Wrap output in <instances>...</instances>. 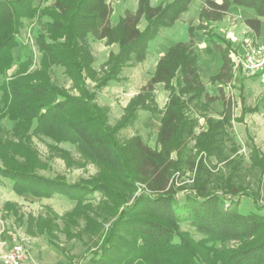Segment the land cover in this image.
Segmentation results:
<instances>
[{"label": "trees", "instance_id": "trees-1", "mask_svg": "<svg viewBox=\"0 0 264 264\" xmlns=\"http://www.w3.org/2000/svg\"><path fill=\"white\" fill-rule=\"evenodd\" d=\"M111 1L55 0L46 5L49 0H0V131L6 117L13 122L17 137L14 142L3 140L0 132V154L2 144L11 147L1 157L0 183L9 180L17 193L41 198L62 194L77 202L75 210L86 206L78 216L88 219L90 229L108 222L102 250L89 259L91 264H264V206L257 201L264 199V155L255 150L246 166L239 149L227 145L235 102L226 95L225 86L233 82L235 67L231 49L225 45L231 43L213 29L214 22L223 20L236 6L255 13L245 23L258 37L264 0H206L200 8L199 29L209 44L207 50L221 58V69L211 78L219 84L217 95L208 93L201 80L196 28L189 24V40L173 45L158 61L156 71L115 123L109 121V106L96 100L97 92L110 80L123 78L124 67L143 62L151 40L163 27L180 20L193 0H158L156 5L152 4L156 0H138L136 11L127 9L119 23H112ZM40 15L47 17L46 31L36 35L40 66L28 71L33 62L28 57L9 73L16 63L14 49L26 19ZM143 18L146 25L141 29ZM90 36L119 44L100 71L93 66ZM57 65L70 77L71 89L51 84L49 71ZM88 79L95 83L94 90ZM159 83L168 91L162 109L156 98ZM217 100L223 107L220 114L214 109ZM145 110L162 113L155 148L140 134L127 141L118 137ZM203 118L207 127L198 131ZM30 133L75 145L84 159L101 166L108 180L70 183L64 176L39 174L35 158L27 163L18 155L30 152ZM138 189L142 192L132 203L119 206L113 215L99 213L88 202L94 192L129 202L127 191L135 194ZM179 192H184L182 200ZM242 197L251 198L254 209H243ZM5 205L16 212L17 205ZM50 215L40 222L39 231L71 260L56 243L55 228L63 220L60 230L72 234L79 217L72 223L66 217L69 214L60 217L51 210ZM97 216L104 218L102 222ZM73 234L87 246L84 232Z\"/></svg>", "mask_w": 264, "mask_h": 264}, {"label": "rangeland", "instance_id": "rangeland-1", "mask_svg": "<svg viewBox=\"0 0 264 264\" xmlns=\"http://www.w3.org/2000/svg\"><path fill=\"white\" fill-rule=\"evenodd\" d=\"M36 1L38 2V0ZM205 1L206 0H193L190 5V13L186 14L184 17L185 21L182 18L175 22L171 27H163L157 38L164 40L168 38L169 40H175V42H186L187 40H189V24L194 25V28H196L195 39H198L199 41V39L201 40L202 36L205 38L203 30L201 28L199 29L200 8L203 6ZM113 2L114 1L112 0V22L119 23L126 10L124 12L122 11L123 3ZM134 3L135 0H127L126 5L127 7L132 8L134 6ZM156 3H158V1H154V5H156ZM131 8L129 9L130 11H136L137 0L134 8ZM243 15H246L245 11ZM238 17L239 16L237 15L236 17L232 16L229 23H231V25L236 30V34H240L241 38L238 36L240 40L239 45L234 46L231 43V38L229 37H231L233 31L226 29L229 26L221 28V26L219 27L218 25L216 27L215 24V26L213 25V29L222 38H225L231 43L230 46L227 42V44H224L231 49L232 55H235L234 65L241 70L240 72H237L234 69L235 72L238 73L235 80L236 84L233 83L231 84V86H225L226 95L232 96L235 102L233 108V110L235 111V118L232 121L231 126H228L227 128L228 136L226 139L227 145L229 147H232L233 145L236 146L239 149L238 152L245 156V165L248 166L251 163L250 157L252 152L256 150L264 155V71L260 72L259 74L246 75L243 73L242 66L236 65V61H238L241 58L240 55L243 54L240 53L238 49H242V52H244L249 48L250 44H254L261 39V36L257 38L252 34H248L245 31L243 32L244 24L241 23V25H238ZM239 19H242V17H239ZM181 21H184V23H182ZM145 23L146 20H142V23L140 24L141 29L145 27ZM45 25L46 18L44 17L26 19L25 26L22 29V34L19 37L20 44L17 48L14 49L16 63L9 71V73H13L17 64L20 61L27 59L28 57H30L33 61L28 71H34L40 66L42 55L39 51L38 44H36L35 37L38 31H41V29L45 28ZM94 38V36H90V42L93 41L92 43H97ZM202 42L201 47L198 48V51H203L204 44ZM109 49V47H105L103 41H100L98 44L94 45V49L92 50L93 56L95 57L93 66L97 71H100L101 66L108 60L105 53ZM149 59L152 60V54L149 56ZM49 72L51 84L71 88V79L62 66H54L50 69ZM87 84L92 89V84H94V82L91 79H88ZM217 84L213 83V85L215 86V88H213V92L211 90L210 92L207 90V92L211 95H217ZM130 85L134 86L132 84ZM116 86L118 87L119 85ZM73 92L76 93L77 91L73 90ZM125 96L126 95H123L122 92L115 91L111 94L110 91L104 89L103 91L101 90L98 100L102 105L104 103H106V106H108V103L112 105H116V103H118L119 106H122L123 103L126 102ZM214 109L219 114L222 112L220 111L223 110L220 100H217V102L214 103ZM109 121H111V123H115L116 117L112 115L110 119L109 116ZM1 124L2 132H0L2 133L1 136L3 140L11 139L14 142L17 137L12 131L14 125L13 122L4 117ZM199 126L200 127L197 129L198 131L207 127L204 118L200 121ZM158 127V122L154 120H151L148 124L146 123V120L145 122L140 121L136 122L131 127L122 129L118 133V137L122 141H127L129 138H131L132 135L140 134L142 135V138L145 142H148L150 145H152V147H154L157 144L156 131ZM30 134V143L32 146L30 147V152L22 151V153H18V155L20 157V160H25V162L27 163L29 162V160H33L35 158L37 160L36 167L39 174L53 178H60L61 176H64L62 178H66L67 182L70 183H75V181H83L90 184L94 182V179H99V181L108 180V176L104 175L105 173L101 166L95 164L92 161H87L86 159H84L75 145L65 142L56 143L50 137L43 136L41 134ZM1 147L2 153L0 154V166L4 164L1 159L2 154H7L11 150L10 146L3 147L2 144ZM8 160L10 161L11 159ZM99 175L103 176L99 177ZM5 181L6 182L3 183V185L0 184V237L4 238V240L2 239L3 241H6L4 245V251L9 250L10 247L14 244L21 243L23 248L25 249V255L23 259L24 264H36V262H34V259H36L37 264H42V262H40L41 257L44 261H46L45 264H47V260L49 259L48 252L46 250L48 248L57 250L59 254L63 256L64 252L62 253V251L58 247H56L49 241V237L47 236V234L41 233L39 231L41 229L40 222L44 223V220L47 219L46 217L51 216L50 211L54 210L56 215L60 217L69 214L66 217L72 223L73 220L76 219V216L79 217L80 224L76 227L73 226L72 234L60 230V227L62 228L64 224L63 220L59 219L57 221V228H55V230H57L56 232H58L56 243L62 248L64 247V249L68 252L69 257L71 258V263L68 264H91L89 259L92 258L94 253H100L103 247L101 241L108 227V222H102L104 218H100L99 216H97V218H100L99 221L102 222V225L100 227H97V225L95 226L93 224V227L90 229L88 219L83 215L82 217L78 216L80 215L82 209H84L86 206L75 210L77 202L71 200L66 196H63L62 194L60 195L59 193L55 194V196L53 197L39 199L32 197L30 199L24 197V193H17L16 191L14 192V190H12L11 188L12 183L9 180ZM140 192H142L141 189H138L135 194L134 192L132 193L127 191L126 196L130 197V200H128L129 202H120L117 200L107 199V197H104L101 192H94L88 195V202H92L95 205L94 207L96 211H98L99 213H102V211H104L105 214L108 213V215H113V210L117 209L123 204L130 205L132 203V198H134V196L139 194ZM183 195L184 192H179L178 198L182 200ZM261 195L264 196V186L261 191ZM243 199L245 200L243 209H254V201L251 198ZM6 200L17 201L16 203H13L14 205H17L16 212H14V209L6 208V205H4ZM257 201L264 206V199L260 197ZM29 215H31L32 217H36L37 219L40 218V221H37V223H35V221H33V218L27 219ZM183 228L188 229L186 227ZM77 231L84 232L85 240L89 241L87 246L84 245L82 239L78 236L74 238L75 235L73 233H76ZM196 237H199V235L196 234ZM84 252L87 253V256L84 254Z\"/></svg>", "mask_w": 264, "mask_h": 264}, {"label": "crops", "instance_id": "crops-1", "mask_svg": "<svg viewBox=\"0 0 264 264\" xmlns=\"http://www.w3.org/2000/svg\"><path fill=\"white\" fill-rule=\"evenodd\" d=\"M54 1L55 0H49V2L48 3H45V4L46 5H49V4L54 3ZM113 1L115 3H123V10H122L123 12L125 10L131 8V7L130 8L127 7V5H126L127 0H113ZM156 1H158V0H156ZM135 4H136V0H135V3H134V6H135ZM152 4L154 5V1L152 2ZM134 6L131 9H133ZM137 7H138V0H137ZM190 8H191V6L189 7L188 11L185 12V14L181 17V19L183 18V20H184L185 15L188 14V13H190ZM244 11L246 12V15H243L244 14ZM236 15L239 16V17H242V19H239V17H238L237 18V22L239 23L238 25H241V23L244 24V30H243V32L245 31L248 34L254 35L252 29L247 25V23H245V19L246 18H253L256 15H255V13L252 10L247 9V8H239V7L234 6V7L231 8L229 14L227 16H225V18L223 20L214 22V26L216 24V27H217V25L219 27L221 26V28H225V27L229 26L226 29L233 31V34H231V37H229V38H231L230 39L231 40V43L234 46L235 45H239L240 40H239L238 36L240 37V34L239 35L236 34V30L231 25V23H229V21L231 20V17L232 16H235L236 17ZM40 17L41 18H43V17L46 18L45 28L44 29H41V31H46V28H47V17L46 16H43V15H40ZM142 20H145V19L143 18ZM184 21H181V22L184 23ZM262 22H263V24H262V27H261V30H260V34L258 35V37L261 36L260 37L261 38L260 39L261 41L264 40V17H262ZM141 23H142V21H141ZM233 23H234V20H233ZM145 25H146V23H145ZM159 33H158V35H159ZM188 37H189V35H188ZM254 37H257V36L254 35ZM35 39H36V37H35ZM94 39H95V41H97V43L94 42L95 44H98L100 41H103L105 47L106 48L107 47L110 48L105 53L107 59H109L110 53L117 52L118 49H119V44L118 43H114L112 45H109L105 41V39H99V40H97L96 38H94ZM154 39H152L151 42H150V45H149V48H148V52H147V57H146V59L143 60V62H140V63H132V64H129L128 66L124 67V69H123L124 71H123V74H122V77L123 78H121L120 80H118V79L110 80L105 85V87L101 89L102 91L104 89H107L108 91L111 92V94L114 93L115 91H119V92H122L123 95H126L125 96L126 102L123 103L122 106H119L118 103H116V105H112L110 103L107 104L108 106H110V112H109L110 119H111L112 115L116 117V120L117 119H120L124 115L123 114L124 113V109L130 103L131 98L133 96H135L136 94H138L142 90V88L144 87L145 83L151 78V76L153 75V73L156 71V66L158 64V61L168 52V50L173 45H175L176 43H178L177 41L175 42V40H169L168 38H166L165 40L164 39H160V38L159 39L157 38L155 40ZM196 41H197V44H196L197 47L195 46V49H196V51H197V53L199 55L198 68H199V73H200V76H201V80L206 84V90H208L209 92L211 90L213 92V90H214L213 88H215V86L213 85V82H211V78L213 76H215L220 71V69H221V58H220L219 54L216 53V51L213 52V53H209L208 52L207 47H208L209 44L205 40V38L203 36H202L201 40L199 39V41H198V39H196ZM92 42H90V43L92 45V49H94V45L95 44L92 43ZM201 42L204 44V47H203V51L204 52L201 51V50L198 51V48L201 47ZM238 51L240 53H244V52H242V49H238ZM149 54L150 55L152 54V60L149 59V56H150ZM232 58H233L234 63H235V55L234 54L232 55ZM234 67H235V65H234ZM235 70L237 72H240L241 71L238 67H235ZM235 70H234V77H233V80H232L233 82L231 84H233V83L236 84V81L235 80L237 78V74L238 73L235 72ZM244 74H246V73H244ZM130 84H132L134 86H131ZM231 84H229L228 86H231ZM94 85H95V83L92 84V86H93L92 89L89 86L90 90H94L95 89V86ZM116 85H119V86L117 87ZM218 86H219V84H217V87ZM60 87H63V86H60ZM65 88L71 89L72 88V85H71V88H69V87H65ZM210 88H212V89H210ZM101 90L97 92V96H96V100L98 101V103L100 105H101V103L99 102L98 97L100 95ZM75 94H78V91ZM167 97H168V91L165 89V85L163 83L157 84L156 85V98H157V102L159 104V108L160 109L164 108V106L166 105V102L168 100ZM105 104L106 103H104L103 105H105ZM220 111H223V110H220ZM139 113H140L139 119L136 122H140V121L141 122H145V120H146V123L147 124L151 120H154V121L158 122V126L159 127H158V129L156 131V141H157L158 133H159L160 128H161L160 126H161L162 113H151V112L146 111V110L145 111H139ZM157 144H158V142H157ZM157 144L154 146V148L157 147ZM1 185H3V184H1ZM11 186H12V184H11ZM12 190H13V188H12ZM14 192H15V190H14ZM24 195H25L24 197H27V198H30V199L32 197L38 198V199L41 198V197H37V196H35L33 194H29V193H24ZM6 202L16 203L17 201H14V200H6L5 203ZM5 203H4V205H5ZM2 239L4 240V238H1L0 237V264H3L2 261H1V255L6 252V251H4V249H5L4 248V245H5L6 241H3ZM46 251L48 252V259H49V260H47V264H68V263H71L70 259L67 257V255L65 253L62 256L61 254H59V252L57 250H52V248H48ZM34 262H36V264H37L36 259H34ZM40 262H42V264H45L46 263V261H44L42 259V257L40 259Z\"/></svg>", "mask_w": 264, "mask_h": 264}, {"label": "built area", "instance_id": "built-area-1", "mask_svg": "<svg viewBox=\"0 0 264 264\" xmlns=\"http://www.w3.org/2000/svg\"><path fill=\"white\" fill-rule=\"evenodd\" d=\"M240 57L236 65L242 66L244 73L254 75L264 71V40L250 44ZM24 255L25 249L22 244H14L1 255V261L3 264H24Z\"/></svg>", "mask_w": 264, "mask_h": 264}]
</instances>
